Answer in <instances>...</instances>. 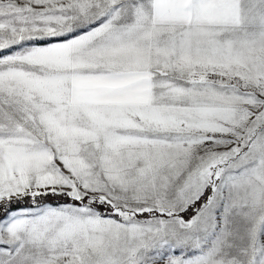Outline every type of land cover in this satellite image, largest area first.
<instances>
[{
  "label": "snow or ice",
  "instance_id": "6c2138e0",
  "mask_svg": "<svg viewBox=\"0 0 264 264\" xmlns=\"http://www.w3.org/2000/svg\"><path fill=\"white\" fill-rule=\"evenodd\" d=\"M0 264H264V0H0Z\"/></svg>",
  "mask_w": 264,
  "mask_h": 264
}]
</instances>
